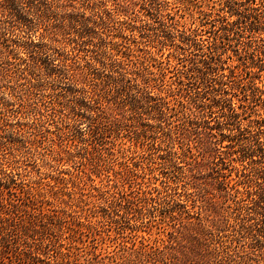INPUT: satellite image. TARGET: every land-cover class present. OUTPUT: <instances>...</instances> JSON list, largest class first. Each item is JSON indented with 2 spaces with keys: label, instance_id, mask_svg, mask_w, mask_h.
Wrapping results in <instances>:
<instances>
[{
  "label": "trees",
  "instance_id": "trees-1",
  "mask_svg": "<svg viewBox=\"0 0 264 264\" xmlns=\"http://www.w3.org/2000/svg\"><path fill=\"white\" fill-rule=\"evenodd\" d=\"M110 1L117 0H0V58L5 60L1 62L3 65L0 64V81L24 80L18 84L25 85L21 89L24 92L19 95L20 110L32 116L31 123L20 122L23 127L5 128L12 135L7 141L0 139V152L3 154L0 158L1 170L6 166L4 161L7 160L4 159L3 151L7 143L12 144L14 150L21 151L28 148L25 141H22V147L18 148L16 137L26 130L25 127H29L28 124L31 127L36 126L44 116L61 115L62 118L70 120L68 121L70 125L72 123L77 125L83 119L95 123L98 119L109 115L113 118L111 119L113 126H122L127 119L133 117L136 142L122 149L125 154L129 153L128 157L145 156L147 150L161 149L166 143L169 146L167 153L159 155V158L164 159L163 163L174 171L179 168V160L189 166L186 173L174 174L170 180L168 177L162 179L160 185L141 189L137 195H133L132 191L128 192V187L125 186L128 181L123 183L133 179L140 184L138 179L146 178L144 168H141V172L135 173L127 164L115 171L113 179L108 175L113 181L112 188L106 190L112 208L106 210L110 218L119 221L121 209L118 206L126 201L129 207L135 208L137 213L141 214L143 219V215L152 210L149 206L151 200L166 207V210L170 211L169 217L177 221L175 225L167 228L164 237H156L155 245L144 242L138 245L133 242L132 246L125 245L119 256L112 255L109 259H112L114 264H264V118L255 119L252 124L245 126L243 119L251 116L249 114L253 111L244 109L240 111L246 105L237 104L232 98L234 90L242 87L246 100L252 97L250 102L255 103L253 105H257L258 101L263 102L264 105V90L255 83L231 84V80H228L230 75L221 71L223 66L217 61L219 58L217 46L212 48L214 50L209 55L214 65H211L208 59L201 61L203 67L210 70H202L203 68L195 61L194 64L202 74L195 73L192 76L196 81L203 79L212 87L202 95V98L209 99V102L204 100L198 102L194 97L192 99V95L183 87L175 90V87L170 86L169 91L173 93L168 96L164 95L162 89L155 90L159 81L165 84L166 63L159 62L160 66L156 71L152 68V61L158 60L156 56L162 53L168 40H176L166 21V16L171 15L164 13L161 6L155 9L164 26L162 31L169 34L166 38H161L157 28L151 27L147 20L140 18L141 25H138L137 21L133 23L130 21L128 12L134 10L130 0H123L118 6ZM249 1L257 4V0ZM241 16L247 19L253 16L255 21L252 22L251 32L264 33V20L262 21L260 13L241 14ZM144 22H147V26L149 24L147 29L153 30L156 35L158 49L147 51L146 55L138 54L134 59L132 58L134 47L128 44L125 45L127 49L120 54L122 50L116 48L123 40L132 36L134 42L138 43V35L145 37L144 30H140L139 34L135 32L140 26L143 27ZM190 35L191 33L185 35L182 42L198 48L199 44L196 42L192 44L187 42ZM175 45L179 43L176 42ZM255 46L249 45L252 49H255ZM50 49H57L56 52L58 49L65 51L63 55H65L66 70L56 68L49 63V57L44 55L48 54ZM69 49H79V51L89 49L95 54L82 57L83 62H80L73 71L68 67ZM11 52H22L25 56L15 55L16 60L19 59L17 62L12 59L14 57ZM171 52L168 57L173 54ZM167 62L170 63L169 58ZM257 63L261 68L260 71L264 70V59L261 56ZM103 69L109 70V73H105ZM130 74L132 76H129ZM66 75L68 77L70 75L73 83V98L70 102L49 101L47 97L54 93V84ZM132 78L135 80L133 84ZM90 81H93L94 86ZM136 87L138 91L132 93L129 118L125 114L119 118L116 113L117 109H123L126 113L127 111L124 110L126 104L108 105L106 111H103L105 115L97 112L94 105H91V100L95 103L101 100L103 91L107 88L109 92L114 91L111 95L117 96L123 94V90L131 91ZM207 92L211 94L210 97ZM169 96H175L174 98L184 107L185 120L181 129L170 125L168 117L172 107ZM13 101H15L14 97L5 100L0 98V109L9 111L15 103ZM253 105L249 104L248 107L253 109ZM139 108L142 110L139 111ZM215 109L220 112L216 119V127L210 124L201 126L202 121H206L207 116H212ZM194 124H196L195 131L200 137L196 141L192 139L188 128L189 125ZM3 125L10 128L13 123L6 120ZM213 128L220 130L222 136L217 141L212 140V136L216 135L208 130ZM0 136L4 137L2 134ZM226 138L229 141L227 145L232 148L231 158L228 160L217 152L221 151L218 145L223 146L222 143ZM23 152L12 153V162L18 163L19 157L25 156ZM219 161L223 168H217ZM206 162L210 166L214 164L210 169L217 168L219 190L224 191L225 201H231L229 207L232 211L226 214L216 211L218 215L225 216L223 220L218 218L217 221H209L204 210L205 204L200 206L201 211L198 215L194 211L196 206L189 207L188 204L192 192L185 183L193 177H198V174L203 175ZM223 169L229 170L230 173L223 172ZM194 171L197 173L196 176ZM233 172L236 178L233 182L228 181L227 178L231 177ZM196 184L195 181L193 188H198ZM5 187L10 188V185L5 184ZM180 189H183L185 199L175 197L181 195ZM201 189L203 190L199 189V191L204 196L203 200L216 209L215 206L218 204L216 205L209 196L213 192L208 189L207 184ZM22 192L32 193L29 188ZM32 195L35 197L34 193ZM40 210L31 206L22 213L23 211L16 212L8 206L7 210L0 212V227L7 229L18 218L23 233L33 236L39 233L37 227L47 217V213H41ZM125 212L129 214L130 211ZM93 259L95 261L89 259L91 264H109L104 261L105 258L97 256Z\"/></svg>",
  "mask_w": 264,
  "mask_h": 264
},
{
  "label": "rangeland",
  "instance_id": "rangeland-1",
  "mask_svg": "<svg viewBox=\"0 0 264 264\" xmlns=\"http://www.w3.org/2000/svg\"><path fill=\"white\" fill-rule=\"evenodd\" d=\"M134 10L128 12L130 21L138 22L141 25L140 18L147 20L151 27L157 28L161 34V38H166L169 34L163 32L164 26L160 21V17L156 13L157 6H161L164 13L171 16H166V21L170 25L169 28L173 31L176 40H168L161 54L156 56L153 60V70L158 71L159 62L165 61V84L159 81L156 84L155 90H163L164 95L168 96L173 92L169 91L170 86L178 90L179 87L186 88L190 95L200 101H207L209 99L202 98L203 93L212 88L208 86V82L203 79L196 81L192 77L195 73L202 74L194 64L197 62L203 68L202 70H210L203 67L202 62L208 59L211 65L214 61L210 59L212 48L218 47L219 57L217 61L223 66V71L229 74V81L231 84L242 85L248 83L249 85L255 83L256 86L264 90V70L260 71L258 65V58L261 56L264 59V33H253L251 27L254 17L244 18L241 14L255 15L260 13L262 21L264 20V0H257V4L249 0H130ZM160 2V3H158ZM110 3H123V0L110 1ZM78 4V2L76 3ZM157 4V5H156ZM241 13V14H240ZM172 17V19H171ZM147 22H144L143 27L136 30L139 34L143 31L145 37L138 35L137 42H134L132 36L123 40L122 44L116 49L122 50L120 54L127 49V45L131 44L134 47L132 58L136 55H146L147 51H156L159 46L156 35L153 30H148ZM168 28V30H169ZM195 29L191 31L190 29ZM170 31V30H169ZM189 43H197L198 48L189 46L182 42L185 35L190 34ZM174 39V38H173ZM179 45H175V43ZM250 44L256 45L255 49L249 47ZM126 45V46H125ZM8 50V49H6ZM50 49L48 54L50 64L56 68L66 70L65 67V51L63 49ZM68 56L69 70H75L86 55L95 54L89 49L79 51V49H69ZM117 51V50H116ZM172 51V52H171ZM17 52V51H16ZM11 52L14 61L16 56H25L24 53ZM173 53L168 57L169 53ZM170 59V63L167 59ZM1 62L5 61L0 58ZM196 61V62H195ZM132 66V65H131ZM105 73L109 70L103 69ZM214 72H212L213 74ZM235 75V76H234ZM129 76H132L130 74ZM24 81V80H22ZM15 80L0 81V98L9 99L14 97V105L9 111L0 109V139L7 141L11 137V133L5 128L13 129L23 127L21 123L30 122L31 115H26L21 112L22 87L25 85H18L19 82ZM132 84L135 80H131ZM93 85V81H90ZM130 83V82H129ZM155 83V82H152ZM73 83L70 75H66L54 84V93L51 97L48 96L49 101H64L70 102L73 98L72 89ZM20 89V90H19ZM52 91V92H53ZM138 91V87L129 91L123 90V94L117 96L111 95L114 91L109 92L108 88L103 91L101 100L95 103L94 109L102 115L106 113L108 105H125L123 109H117V117L122 118L129 116V109L131 107L132 93ZM232 97L237 104L246 105L241 108L248 110L250 113L243 119L245 126L249 125L255 119L264 118L263 102L258 101L257 105L251 103L250 100L244 98V90L241 88L234 90ZM48 93V92H47ZM210 97V93H208ZM44 97V96H41ZM169 96L171 100L172 112L170 113L169 122L173 128L183 127L184 123V107L174 98ZM264 97V91H263ZM45 98V97H44ZM116 100V101H115ZM115 101V102H114ZM251 104L253 109L249 108ZM202 108V107H201ZM142 110L139 108V111ZM2 111V113H1ZM67 112L68 109H67ZM129 112V113H128ZM128 113V114H127ZM219 110L215 109L212 116H207L206 121H202V125L210 124L216 127V119L219 115ZM98 119L92 123L89 119L77 125H70L69 119L62 118L61 115L44 116L43 120L36 126L25 127L23 133L16 137V146L22 147V141L28 145L23 154L25 156L19 157L18 163L12 162V153H20L19 150H14L12 144L7 143L4 156L7 161L0 168V212L8 209V206L16 212L30 209V207L40 208V212H46L47 217L37 229L39 233L29 236L23 233L21 223L17 218L7 229L0 227V264H91L89 261L94 260V257L105 258L109 264H114L109 256H119L123 252L125 245L132 246L133 242L136 244L155 245L156 237L165 236V231L177 221L169 217L170 211L159 202L149 201V206L152 209L150 213L143 215L137 213L135 208L129 207L126 201H123L118 206L121 211L118 216L119 221H115L107 214V209L111 210L110 199L107 197L106 190L111 189L114 178V173L119 168L129 164L132 171L141 172V168L145 169V179L139 178L140 184L135 180H126L123 184L128 187V192L132 191L133 195H137L141 189H147L155 185H160L162 179L169 180L174 177V174L179 172L186 173L187 165L180 161L179 168L174 171L168 165L163 163L164 159L159 158L160 154H166L169 146L165 143L161 149H151L146 151L145 156H136L135 158L128 157L122 149L134 144L135 140V124L133 117L122 126L112 124L111 116ZM131 116V115H130ZM129 118V117H128ZM115 119V118H114ZM117 119V118H116ZM13 123V126L4 127L5 121ZM21 122V123H20ZM114 123V121H113ZM128 124V125H127ZM113 126V127H112ZM200 126V129L202 127ZM232 126V125H230ZM191 137L194 141L200 137L195 131L196 124L189 125ZM213 141L221 138L218 129H208ZM236 131V130H233ZM227 133H230L227 131ZM151 142V141H148ZM139 145L141 143L137 142ZM227 138L222 145H218L223 157L231 158L230 151L232 150L227 144ZM149 146V145H147ZM197 152L196 149H194ZM3 154L0 152V158ZM136 161V163H133ZM161 162V163H160ZM126 163V164H125ZM217 166L223 168L221 161ZM214 165V164H212ZM211 165V166H212ZM210 164L206 162L204 165L203 175H197L196 178L186 181L185 186L192 192L189 201V207L195 205V212L201 211L200 206L205 204L209 221H217L220 216L216 211L226 212L232 211L229 207L231 201L224 200V191L219 190L220 184L217 182V168L210 169ZM223 172L230 173L229 170L223 169ZM143 175V173H140ZM196 176V172L194 171ZM110 178H109V176ZM216 177V178H215ZM236 174L233 172L232 176L227 178L228 181H234ZM182 179V178H181ZM185 179V178H183ZM198 188H193L195 183ZM131 182V183H130ZM5 184L10 185L6 188ZM131 185L130 187L128 185ZM207 187L213 193L209 195L215 201L216 209L210 206L208 202L204 201L202 191L203 186ZM30 189L35 194H27L26 189ZM181 190V195H176V198L185 199L186 195ZM154 191V190H153ZM157 195L156 191H154ZM32 195V196H31ZM188 198V197H187ZM33 199V200H32ZM195 199L196 201H193ZM151 202V203H150ZM152 205H155L152 206ZM130 211L127 214L125 211ZM193 210V209H192ZM193 211V212H194ZM39 212V211H38ZM3 213V212H2ZM139 224V225H138ZM1 225V221H0ZM138 225V226H136ZM70 227V228H69ZM32 235V234H31ZM52 241H49L51 240ZM90 259V260H89Z\"/></svg>",
  "mask_w": 264,
  "mask_h": 264
}]
</instances>
